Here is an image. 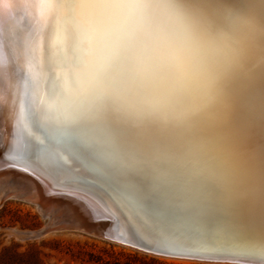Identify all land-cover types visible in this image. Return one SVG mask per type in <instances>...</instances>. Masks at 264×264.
Listing matches in <instances>:
<instances>
[{
  "label": "snow or ice",
  "instance_id": "6c2138e0",
  "mask_svg": "<svg viewBox=\"0 0 264 264\" xmlns=\"http://www.w3.org/2000/svg\"><path fill=\"white\" fill-rule=\"evenodd\" d=\"M48 6L81 17L96 37L99 60L82 73L73 59L71 95L49 74L31 113L43 137L41 155L75 156L113 180L144 246L183 254L243 248L264 259V228L258 241L249 240L245 222L231 211L247 197L264 206V155L258 168L246 157L243 128L232 123L231 90L249 64L264 72V0L247 10L215 0ZM160 9L174 23H165ZM54 100L52 110L46 102ZM51 138L62 147H47Z\"/></svg>",
  "mask_w": 264,
  "mask_h": 264
},
{
  "label": "bare ground",
  "instance_id": "6f19581e",
  "mask_svg": "<svg viewBox=\"0 0 264 264\" xmlns=\"http://www.w3.org/2000/svg\"><path fill=\"white\" fill-rule=\"evenodd\" d=\"M63 2L64 0H0V198L15 196L36 201V208L43 216L49 217L46 225L37 231L41 233L56 225L71 223L68 220L71 202H68L67 197L55 195L53 191H59L55 187L61 185V188L69 189L70 193L84 195L79 192L82 190L98 200L100 214L108 226L115 232L129 233L137 240V223L131 219L129 208L117 197L118 186L113 180L97 176L85 160L75 156L69 158L65 155L64 160H59L55 156L44 158L41 155L39 141L43 137L40 126L35 123L31 113L42 102L44 84L49 74L60 81L66 95H71V79L75 77H70L69 72L73 59L81 61L82 73H86L88 66L99 60L96 37L84 31L81 17L78 14L69 16L63 9L48 6ZM148 2L187 3L191 0ZM215 2L247 10L259 0ZM254 10L259 16L260 9ZM157 15L165 23H174L167 10L160 9ZM80 78L83 79V76ZM231 90L234 101L232 123L243 128V151L258 168L261 156L264 155V117L260 113V100L264 95V72L260 65L249 64L247 68L241 69L232 81ZM46 104L52 110L57 107L55 100ZM46 146L57 150L62 147L55 138L49 139ZM3 159L19 160L30 167L37 166L34 171L38 176L8 166ZM64 192L68 193L66 190ZM72 209L76 210L75 207ZM231 211L245 222L249 240L258 241L264 228V206L259 197H247L239 201ZM136 248L152 251L157 255L183 254L171 250H156L153 247L152 250ZM195 252L196 254L187 255L203 258L208 255H224L264 260L243 248L204 247Z\"/></svg>",
  "mask_w": 264,
  "mask_h": 264
},
{
  "label": "rangeland",
  "instance_id": "374dc122",
  "mask_svg": "<svg viewBox=\"0 0 264 264\" xmlns=\"http://www.w3.org/2000/svg\"><path fill=\"white\" fill-rule=\"evenodd\" d=\"M35 204L15 196L0 198V264H258L187 254L157 255L66 225L38 233L49 217Z\"/></svg>",
  "mask_w": 264,
  "mask_h": 264
},
{
  "label": "water",
  "instance_id": "95a60500",
  "mask_svg": "<svg viewBox=\"0 0 264 264\" xmlns=\"http://www.w3.org/2000/svg\"><path fill=\"white\" fill-rule=\"evenodd\" d=\"M4 162L9 164L8 166H12L13 168L26 171L34 176H38L36 172L34 171L37 169V166L30 167L28 166V164L26 165V163L24 162H20L19 160H13V159L4 160ZM60 186L55 187L60 192L53 191V193L57 196L59 195L61 197L62 196L67 197V199H69L68 202H71V206L76 208V210L75 209L73 210L71 207L69 214L68 212L65 211V213L68 214V220H71V223L66 226L75 227L77 229L86 231L88 233L94 234L96 236H99V237H102V238H105L111 241L128 244L133 247L151 248L152 250V247L144 246L143 243L138 242L136 239H133L129 233H126L127 234L126 235L125 232H122V231L115 232V230L111 228V226H108L105 218L101 216L100 214L101 208L100 206H98V203H99L98 200L95 199L91 194L85 193L82 190H80L79 192H81L84 195L70 193L68 192L69 189H64V188H61ZM64 190H66V192L68 193H65ZM70 191L72 190L70 189ZM53 214L55 215L56 213H53ZM112 217H115V215H112ZM133 241H135V243ZM202 256H207V255H202ZM208 257L216 258V259L251 261V262H256L259 264H264V260L251 259V258H245V257H234V256H224V255H221V256L208 255Z\"/></svg>",
  "mask_w": 264,
  "mask_h": 264
}]
</instances>
